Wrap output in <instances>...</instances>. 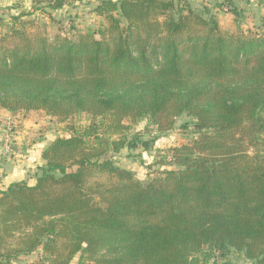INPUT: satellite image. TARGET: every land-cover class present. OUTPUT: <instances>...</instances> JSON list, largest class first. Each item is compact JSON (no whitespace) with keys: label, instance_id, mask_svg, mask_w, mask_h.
Listing matches in <instances>:
<instances>
[{"label":"trees","instance_id":"1","mask_svg":"<svg viewBox=\"0 0 264 264\" xmlns=\"http://www.w3.org/2000/svg\"><path fill=\"white\" fill-rule=\"evenodd\" d=\"M66 6L0 16V109L68 126L35 184L0 179V264H264V29L225 31L183 0H98L100 27L49 38L32 15ZM182 117L194 137L166 169L141 180L108 158L153 145L130 136L140 121L166 134Z\"/></svg>","mask_w":264,"mask_h":264},{"label":"rangeland","instance_id":"2","mask_svg":"<svg viewBox=\"0 0 264 264\" xmlns=\"http://www.w3.org/2000/svg\"><path fill=\"white\" fill-rule=\"evenodd\" d=\"M97 1L68 0V6L52 12L51 16L36 12L32 18L36 17L45 27L49 38L57 35L76 38L79 34L96 29L103 24V20L90 11ZM183 2L199 11H209L210 15L214 14L220 27L225 31L236 33L239 30L249 32L264 29V0H183ZM232 8L236 9V13L231 11ZM22 11H31V0H0V16ZM86 118V116H77L71 124L83 125L86 123ZM19 119L37 124L33 132L29 131L31 136L28 140L20 137V144H29L25 145L27 149L34 145L36 147L38 143L67 135L66 122L60 123L43 112H31L26 116H19ZM187 121H189L187 117H182L178 120L175 129L166 134H157L155 127L151 126L147 120L140 121L134 125L130 136L137 134L142 141H154L153 145L147 150L141 144L137 149H124L119 154H110L108 158H111L117 166L133 171L138 179H146L149 175L168 167L164 166L166 164L164 158L168 150L188 143L194 137L190 130L182 129V125ZM173 168L170 166V169ZM38 169V166L30 169L29 176L36 177ZM39 259V255L35 253L24 258L21 264H33ZM230 259L233 264H249L241 254L236 252H232ZM73 264H78V258L73 261Z\"/></svg>","mask_w":264,"mask_h":264},{"label":"crops","instance_id":"3","mask_svg":"<svg viewBox=\"0 0 264 264\" xmlns=\"http://www.w3.org/2000/svg\"><path fill=\"white\" fill-rule=\"evenodd\" d=\"M28 114H12L0 109V179L2 189L19 181H27L30 185L35 184V175L30 177L28 173L35 166L40 168L45 164L42 159V152L52 140L45 141L41 143L42 145L38 143L36 147L34 145L29 149L25 146L29 144H20V137L28 140L31 136L29 131L33 132L37 127L35 123L32 124L30 121L19 119V116ZM9 129H11L10 148L7 149L4 137Z\"/></svg>","mask_w":264,"mask_h":264},{"label":"built area","instance_id":"4","mask_svg":"<svg viewBox=\"0 0 264 264\" xmlns=\"http://www.w3.org/2000/svg\"><path fill=\"white\" fill-rule=\"evenodd\" d=\"M11 129H9V131H7V133H6V135H5V147L7 148V149H9L10 148V137H11Z\"/></svg>","mask_w":264,"mask_h":264}]
</instances>
